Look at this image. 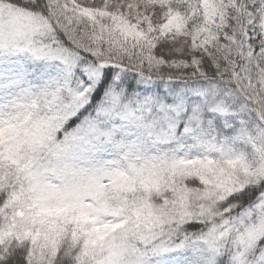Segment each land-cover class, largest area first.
<instances>
[{"label": "snow or ice", "instance_id": "obj_1", "mask_svg": "<svg viewBox=\"0 0 264 264\" xmlns=\"http://www.w3.org/2000/svg\"><path fill=\"white\" fill-rule=\"evenodd\" d=\"M0 264H264V0H0Z\"/></svg>", "mask_w": 264, "mask_h": 264}]
</instances>
